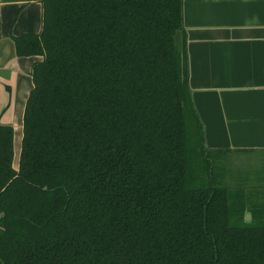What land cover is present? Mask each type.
<instances>
[{
    "label": "trees",
    "instance_id": "16d2710c",
    "mask_svg": "<svg viewBox=\"0 0 264 264\" xmlns=\"http://www.w3.org/2000/svg\"><path fill=\"white\" fill-rule=\"evenodd\" d=\"M35 1L40 31L12 36L41 56L17 167L0 124V264H264V201L204 145L182 0Z\"/></svg>",
    "mask_w": 264,
    "mask_h": 264
},
{
    "label": "crops",
    "instance_id": "0c3cea01",
    "mask_svg": "<svg viewBox=\"0 0 264 264\" xmlns=\"http://www.w3.org/2000/svg\"><path fill=\"white\" fill-rule=\"evenodd\" d=\"M41 12L35 0H0V124L16 126L18 105L20 131L32 88L31 67L41 56H16L12 36L38 33ZM182 21L189 86L204 145L235 150V160L248 156L252 194L262 202L264 0H182Z\"/></svg>",
    "mask_w": 264,
    "mask_h": 264
},
{
    "label": "rangeland",
    "instance_id": "374dc122",
    "mask_svg": "<svg viewBox=\"0 0 264 264\" xmlns=\"http://www.w3.org/2000/svg\"><path fill=\"white\" fill-rule=\"evenodd\" d=\"M7 103L8 102H6V104ZM18 113H19V107L17 105L16 117H15V122H16L15 127L16 128L13 127V151H14L13 165L14 167H17V162H18V157H19V152H20V145H21V137H22L20 135V132L22 133V129L21 131L19 130L20 122L17 117ZM226 161H228L226 176L230 178L229 180L231 182L232 181L235 182L237 178L239 181L243 182V185L248 190H252V188H254V184L252 183V177H251L252 170L250 169V163H249L248 156L246 157V159L245 158L241 159V157L237 155L236 160H235V155L232 154L230 155L229 159H227ZM217 164L221 167V161L217 162ZM245 220L246 221L249 220V214L246 215Z\"/></svg>",
    "mask_w": 264,
    "mask_h": 264
}]
</instances>
